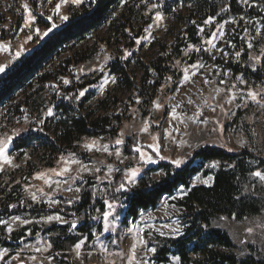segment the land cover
Segmentation results:
<instances>
[{"label": "rangeland", "instance_id": "374dc122", "mask_svg": "<svg viewBox=\"0 0 264 264\" xmlns=\"http://www.w3.org/2000/svg\"><path fill=\"white\" fill-rule=\"evenodd\" d=\"M84 1L75 4L72 0H67L55 11L56 4L61 3V0H0V65H4V71L57 29L65 21L60 19L61 16L68 17L71 10ZM25 4L28 5L27 13L23 7ZM153 5L149 0H125L121 3L120 10L124 6H134L136 12L131 21V37L121 41L122 43H119L118 37L107 33L104 26H100L84 39L70 45L67 48L69 51L61 54L64 58L86 50L87 53L92 52L86 61L78 65L75 74L71 76V82L76 85L91 84L85 88V93L90 91L93 94V98L84 106L86 112L96 111L107 95L116 96L117 107L112 106V113H107L112 122L115 117L121 120L115 135L82 137L72 145L68 154L58 156L53 166L45 165L38 156L31 155L30 150L13 151L12 140L30 129L32 121L39 123L54 116V112L52 116L46 115L48 108L53 110L49 102L52 89L45 87L34 97V102L29 104L28 117L10 118L9 112L0 110V138L9 135L13 137L6 149L11 156V163H0V192L7 185L19 184L20 195H13L19 209L37 207L45 210L44 214L31 215L21 209L14 216L0 219L12 226V231L8 232L7 223L0 225V233L5 232V236L10 238L13 234L24 232L25 237L18 247H0V264H129V257L133 255V244L136 245L135 260L131 264H141L144 260L148 264H182L174 253L167 255L168 261L158 262L157 250L162 246L161 240L184 236L182 210L175 205L186 196L188 191L184 187L179 186L171 195L163 196L153 209L140 211L135 220L127 218L124 223L123 205L115 204L116 207L107 222L103 214L97 217L96 224L100 223L101 229L94 231L89 239L87 236L78 237L72 230V223L76 224L72 208L79 201L86 184L93 185L96 197H103L106 186L116 176H119L122 183L133 188L141 185L143 177L158 182L165 176V170L159 164L168 163L173 168H179L185 163V155H191L204 146L236 152L247 150L264 158V79L257 81L252 77L236 74L226 67L230 63L236 66L245 65L251 72L256 73L264 64V23L246 16L230 18L220 23L216 20L206 23L203 30L206 38L203 48L207 49L209 59L199 63L192 62L191 54L197 51L194 47H188L175 57L171 54L172 59L168 64L170 73L153 93L151 84L157 77L156 80L151 78L144 84L148 77L138 71L135 60L144 65H158L167 62L166 51H172L171 39L167 35L171 19ZM250 6L264 14L260 0H255ZM157 11L161 13L162 20L154 19ZM27 16L34 17L28 26L25 25ZM49 17L52 18L48 19ZM53 24L56 27L53 28ZM49 28L52 30L43 35ZM221 31L223 36L219 35ZM213 33L217 34L212 40L215 47L207 43ZM29 35L31 39H27ZM137 39L140 40L139 44L136 43ZM249 43L253 44L251 49L248 47ZM160 44H165V53L162 52ZM237 52L240 53L239 56L236 55ZM244 52L247 58L244 57ZM125 53L130 55L125 56ZM256 57L260 59H255ZM117 58L130 61L129 72L136 77L137 89L131 92L118 91L117 77L107 69ZM4 71L0 72V76ZM224 72L228 75L224 76ZM185 74L189 75L188 81L183 79ZM113 76L115 83L110 79ZM237 76L242 80H237ZM104 79H109L106 85L103 84ZM205 79L210 83L205 84ZM248 91L257 94L256 102L247 98ZM137 98L139 103L136 102ZM189 99L193 103L189 104ZM176 105L179 107L175 108L177 118L174 119L170 113ZM3 114L8 118H3ZM145 127L147 131H141ZM132 136H136L138 143L132 153H127L125 146ZM117 139L123 142L117 145ZM86 144L92 147L89 149L85 147ZM104 146H107V151ZM137 148L145 157L152 158L155 163L152 169H147L149 163L140 159ZM177 159L182 160L179 166L173 163ZM64 161L73 162L66 165ZM212 163H205L206 174L199 173L191 178L190 187L208 188L213 185L219 163L216 162V167H210ZM245 164L248 169L256 166L250 161ZM65 166L70 171L63 176H57L51 171H59ZM85 167L87 171L84 170ZM132 169L139 171L135 177L129 178L127 174ZM145 171H148L146 176ZM41 173L44 174L41 178H35ZM208 176L212 180L205 184L203 181ZM73 177L76 179H72ZM45 180L49 183H45ZM247 182L243 188L244 194L259 202V213L242 219L235 215L222 216L214 220L210 228L225 232L233 242L234 252L224 248H219V251L233 252L240 260L257 257L264 261V180L251 174ZM77 187L81 189L80 192L75 191ZM33 195L36 196L35 201L32 199ZM53 200L56 203H52ZM56 215L62 219L50 222L44 219ZM17 216L21 218L20 221L14 220ZM23 220L29 223H22ZM68 225L71 234L79 238L74 243L72 240H64L65 237L60 232L43 234L45 230L53 227ZM176 227L180 228L179 233L173 231ZM161 232L164 235H160ZM141 239L143 244L139 242ZM81 241L83 243L80 249H76L75 245ZM56 245L60 246L58 251L55 250ZM150 248L156 251H147ZM189 257L191 260L196 259L191 252Z\"/></svg>", "mask_w": 264, "mask_h": 264}, {"label": "trees", "instance_id": "16d2710c", "mask_svg": "<svg viewBox=\"0 0 264 264\" xmlns=\"http://www.w3.org/2000/svg\"><path fill=\"white\" fill-rule=\"evenodd\" d=\"M149 1L171 19L167 35L171 39L172 51L170 53L166 51L167 62L144 65L135 60L138 71L143 72L144 77H148L144 84H147L151 78L156 80L157 77V80L151 84L153 93L170 73L168 64L172 59L171 54L174 57L178 56L192 45L197 49L191 54L192 62L199 63L209 59L208 53L203 48L206 40L203 30L205 21L209 17L220 23L230 18L246 16L264 23V14L250 6L255 0H248L247 3L244 0ZM260 1L264 8V1ZM121 3V0H85L84 3L73 8L68 19L37 47L9 65L5 73L0 76V110L9 112L10 118L28 117L29 104L34 102V97L45 87L52 89L49 90L51 93L49 102L54 116L43 120V124L32 121L30 129L12 140L13 151L30 150L31 155L38 156L45 165L53 166L57 157L68 154L72 145L80 138H99L116 134L117 125L119 126L121 120L115 117L112 122L107 115L112 113V106L117 107L116 96L107 95L106 99L99 103L96 111L86 112L84 106L93 98V94L88 91L79 99L76 97L81 90L91 84L76 85L71 82V76L75 74L78 65L86 61L92 52L87 53L86 50L64 58L61 54L69 51L67 48L70 45L84 39L100 26H104L110 35L118 37L119 43L130 38L131 21L136 12L134 6H124L120 10ZM164 45L162 52L165 53L167 48L165 49ZM244 57L247 58L246 53ZM129 67L130 61L117 58L107 68L117 77L118 91L131 92L137 89L136 77L130 75ZM226 67L236 74L252 77L257 81L264 79V64L256 73L251 72L245 65L236 66L230 63ZM65 79L69 81L68 84L63 82ZM8 117L3 114V118ZM137 143L136 136L129 138L125 146L126 152L132 153ZM184 160V165L179 168H173L168 163L159 164V167L165 170L164 178L152 182L149 178L143 177L141 185L137 188L129 187L120 181L119 176H116L106 186L107 190L103 197H96L93 193V185L87 183L79 201L72 208L76 220L73 232L78 237L87 236L91 239L94 231H100L101 224H96V219L105 210L104 200L123 205L122 222L124 223L127 218L135 220L140 211L153 209L163 196L171 195L182 186L188 192L175 205L182 210L185 233L177 239L161 240L162 246L157 250L158 262L168 261L167 255L174 253L182 264H264V261L257 257L240 260L233 253L234 245L230 236L219 229L210 228L212 222L222 216L235 215L242 219L259 213L261 209L259 202L246 196L243 188L251 174L255 171L264 172V158L247 150L236 152L204 146L191 155H185ZM214 161L219 163V169L214 174L213 185L208 188L190 187L191 178L199 173L206 174L205 163ZM248 161L256 165L255 168L248 169L245 164ZM147 174L148 171H145V176ZM121 184L125 185L124 189L117 191ZM20 192L19 184L7 185L1 190L0 219L14 216L21 209L31 215L45 213L44 209L37 207L19 209L18 202L13 197L20 195ZM69 229V225L53 227L45 230L43 234L60 232L65 237L64 240H72L74 243L79 238L73 236ZM23 233L13 234L9 238L5 236V232H1L0 247H18L22 238H25ZM59 247L56 245L55 250L58 251ZM219 248L233 252L224 253L219 251ZM189 252L194 254L196 259L191 260Z\"/></svg>", "mask_w": 264, "mask_h": 264}, {"label": "snow or ice", "instance_id": "6c2138e0", "mask_svg": "<svg viewBox=\"0 0 264 264\" xmlns=\"http://www.w3.org/2000/svg\"><path fill=\"white\" fill-rule=\"evenodd\" d=\"M66 2H67V0H61V3H57V4H56V7H55V11H58V10L60 9V7H61V4H62V3H66ZM121 2L123 3V0H121ZM244 2L247 3L248 0H244ZM72 3L80 4V3H81V0H72ZM23 7H24L25 12L27 13V12H28V5L25 4ZM153 7H155V5H153ZM51 18H52V17H49L48 19H51ZM60 19H61V20H67L68 17H67V16H61ZM154 19L157 20V21H159V20H162L163 17H162V15H161V13L157 11V12L155 13V17H154ZM32 20H34V17H32V16H27L26 19H25V25H26V26L30 25L31 22H32ZM211 21H212V17H209V18L205 21V23H210ZM52 27L54 28V27H56V25L53 24ZM148 27H151V25H149ZM219 27H220V28H223V25H220ZM51 30H52V29L49 28L46 32L43 33V35H47V33H48L49 31H51ZM146 31H147V29H146ZM37 33L39 34V30H38V29H37ZM216 35H217L216 33H213L212 38H210V39L207 41V43H208L209 45H211L212 47H215V45L212 44V40L216 38ZM219 35H220V36H223V32L221 31V32L219 33ZM27 39H31V35H29V36L27 37ZM136 43L139 44V43H140V40L137 39V40H136ZM189 47L191 48L192 45H189ZM248 47L251 49V48L253 47V44H252V43H249V44H248ZM218 50H219V49H218ZM205 51H207V49H205ZM18 54H19V53H17V55H18ZM127 55H130V53H125V56H127ZM236 55L239 56L240 53L237 52ZM213 59H215V56H213ZM255 59H258V60H259L260 57H256ZM194 67H195V66H194ZM2 71H4V65H0V72H2ZM185 71H186V73H187V70H185ZM193 75H194V74H193ZM223 75H224V76H227L228 73H227V72H224ZM110 79H111V82H112V83H115V77H114V76H113V77H110ZM183 79H184V81H188V80H189V75H188V74H185L184 77H183ZM236 79H237V80H242V78H241L240 76H237ZM63 82H64L65 84H68V83H69V81H68L67 79H65ZM108 82H109V79H104V80H103V84H104V85H106ZM204 83L207 84V83H210V81L207 80V79H205ZM221 83H224V81H221ZM177 90H179V88H177ZM85 91H86V89L81 90V91L79 92V95L76 97V99H79L81 96H83V95L85 94ZM215 91L219 92L220 89H215ZM247 98H249V99H250L251 101H253V102H256V101H257V94L254 93V92H252V91H248V92H247ZM230 99H231V98H229V100H230ZM136 102H137V103L140 102L138 98H137V101H136ZM188 103L191 104V103H193V101H192L191 99H189V100H188ZM205 103H207V101H205ZM156 106L159 107V105H156ZM178 107H179V105L174 106L172 112L170 113V115H171L174 119L177 118V115H176V112H175V108H178ZM46 115H47V116H52V115H53V110H52L51 108H48L47 111H46ZM40 123L43 124V121H40ZM141 131H147V128L145 127V128H143V129H141ZM177 131H179V129H177ZM15 134H18V133H13V135H15ZM165 134L167 135V132H166ZM12 138H13V137H12L11 135L7 136L6 138H0V163H11V156H10V154H8V153L6 152V149H7V147H8V143L12 140ZM122 142H123V141H122L121 139H117V140L115 141V143H116L117 145L121 144ZM94 143H95V142H93V145H94ZM85 147H87V148L90 149V148L92 147V145H88V144H86ZM104 150L107 151V146H104ZM136 151H137V152H140V159H141L144 163H150V162H152V158H151L150 156H149V157H145V154H144L139 148H137ZM154 151H156L155 148H154ZM157 154H159V153L157 152ZM25 155H27V154H25ZM117 155H119V152H117ZM161 158H163V157H161ZM61 159L64 160L63 157H62ZM64 162H65V164L67 165L69 162H73V161H64ZM173 163H174L176 166H179V165L182 163V160L177 159V160H174ZM216 166H217L216 162H213V163L210 165V167H216ZM109 167H110V166H109ZM84 170L87 171L88 169L85 167ZM110 170H111V168H110ZM51 171L54 172L57 176H63L65 173H68V172L70 171V169H69V167L65 166V167H62L61 169H59V171H57L56 169H52ZM138 171H139V169H132V170H130V171L128 172L127 175H128L129 178H131V177H135ZM43 175H44L43 173L38 174L37 177H35V178H41ZM253 175L256 176V177H258V178H260V179H262V180H264V173H261V172L257 171V172H254ZM97 178L99 179V177H97ZM72 179H76V178L73 177ZM198 179H199V178H198ZM211 180H212V177H211V176H208L203 182H204L205 184H207V183H208L209 181H211ZM45 183H49V181H48V180H45ZM124 187H125V185H124V184H121V185L119 186V188L117 189V191H120V190L124 189ZM69 190H71V188H69ZM75 191H76V192H80L81 189H80L79 187H77V188L75 189ZM32 199L35 201V200H36V196L33 195V196H32ZM52 203H56V201L53 200ZM104 205H105V210L103 211V218H104V220L107 222L108 219H109V217L112 215V210L116 207V205H115L113 202H110L109 200H104ZM10 207H15V205H10ZM20 219H21V218L18 217V216H17V217H14V220H16V221H20ZM44 219H46L47 221L50 222V221H52V220L60 221L62 218H61L59 215H56V216H47V217L44 218ZM21 222H22V223H29V221H27V220H23V221H21ZM6 223H7V231H8V232H11V231H12L11 223H8V222H6V221H4V220H0V225H5ZM72 227H73V228L76 227L75 222L72 223ZM105 230H107V226L105 227ZM173 231L176 232V233H179L180 228H179V227H176V228L173 229ZM160 235H164V233L161 232ZM139 242H140L141 244L144 243L143 239H141ZM82 243H83V241L78 242V243L75 245L76 249H80ZM49 247H50V245H49ZM135 249H136V245L133 244V245H132L133 255L129 257V264H131V262H132L133 260H135ZM147 251L155 252L156 250H155L154 248H150V249H147ZM141 264H148V262H147V260H144V261L141 262Z\"/></svg>", "mask_w": 264, "mask_h": 264}, {"label": "water", "instance_id": "95a60500", "mask_svg": "<svg viewBox=\"0 0 264 264\" xmlns=\"http://www.w3.org/2000/svg\"><path fill=\"white\" fill-rule=\"evenodd\" d=\"M155 163L154 162H150L147 169L150 170L154 167Z\"/></svg>", "mask_w": 264, "mask_h": 264}]
</instances>
